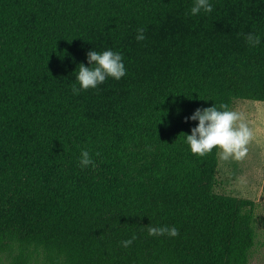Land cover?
<instances>
[{"label": "trees", "instance_id": "16d2710c", "mask_svg": "<svg viewBox=\"0 0 264 264\" xmlns=\"http://www.w3.org/2000/svg\"><path fill=\"white\" fill-rule=\"evenodd\" d=\"M211 3L0 0V264H249L256 203L216 193L215 149L184 133L197 107L264 102V43L243 36L264 0ZM92 48L126 75L73 94Z\"/></svg>", "mask_w": 264, "mask_h": 264}, {"label": "clouds", "instance_id": "9594fccd", "mask_svg": "<svg viewBox=\"0 0 264 264\" xmlns=\"http://www.w3.org/2000/svg\"><path fill=\"white\" fill-rule=\"evenodd\" d=\"M213 9L211 0H192V4L186 15H199L201 12L210 13ZM245 42L249 47H255L264 43V34L249 31L243 33ZM136 40L145 39V29L139 27L136 30ZM87 66L79 63L76 80L79 86L73 84L71 91L79 94L81 90L89 88L96 89L98 85L105 82L109 77L119 80L126 75L123 53L112 48L97 51L94 48L86 53ZM185 120L197 121L191 128L190 134H185V142L194 154L203 156L215 149L216 154L222 159H241L248 151L247 145L252 138V130L247 123L241 119V114L227 105L219 107L212 104L205 107H197ZM95 155H99L96 153ZM79 166L85 168L94 166L93 154L87 148L80 150L78 157ZM179 228L175 225H150L148 234L154 236L167 235L174 237L178 235ZM136 238L133 233L129 238L121 241L124 247L132 244Z\"/></svg>", "mask_w": 264, "mask_h": 264}, {"label": "rangeland", "instance_id": "374dc122", "mask_svg": "<svg viewBox=\"0 0 264 264\" xmlns=\"http://www.w3.org/2000/svg\"><path fill=\"white\" fill-rule=\"evenodd\" d=\"M233 110L252 130L248 151L241 159L218 156L214 191L253 200L255 244L249 264H264V102L238 99Z\"/></svg>", "mask_w": 264, "mask_h": 264}]
</instances>
